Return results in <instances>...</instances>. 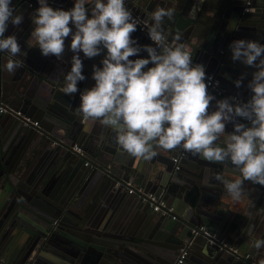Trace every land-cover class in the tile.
I'll return each mask as SVG.
<instances>
[{
    "label": "water",
    "instance_id": "obj_1",
    "mask_svg": "<svg viewBox=\"0 0 264 264\" xmlns=\"http://www.w3.org/2000/svg\"><path fill=\"white\" fill-rule=\"evenodd\" d=\"M246 1L125 0V4L148 24L157 6L174 8L173 20L165 18L163 24L167 42L180 36L192 49L193 63L216 74L224 92L208 90L217 100L234 94L246 102L251 92L242 90L254 69L231 59L230 44L238 39L260 43L255 29L262 26L259 20L264 23V0H250L244 10ZM12 3L14 15H22L23 23L32 21L39 6L37 0ZM48 3L68 10L74 0ZM206 18H211L210 31H203L201 21L205 24ZM23 23L19 28L9 24L5 33L15 34L27 55L17 57L23 63L9 74L4 69L8 54L0 52V97L2 104L39 120V126L25 127L16 117L0 113V264H172L178 249L189 241L184 264H260L264 248L256 250L246 243L264 238V186L245 181V196L234 202L215 176L228 172L234 179L238 172L228 163L207 161L182 148L157 149L158 168L143 169L147 161L128 156L103 136L105 126L77 112L80 94L95 84L92 66H102L106 50L91 59L79 54L85 80L68 96L63 86L71 68V37L65 40L61 60L44 57L37 47L29 48L33 29H23ZM132 35L140 45L152 43L138 26ZM136 58H147V53L129 59ZM241 77L237 88L233 82ZM53 94L59 95L58 102ZM214 108L215 101L209 111ZM232 130L228 124L226 133ZM223 140L218 141L221 146ZM74 143L85 155L72 151ZM180 155L176 163L174 158ZM109 163L111 168L106 169ZM146 176L144 185L140 180ZM130 179L133 193L125 185ZM138 188L161 196L176 218L152 211L150 203L138 196ZM257 214L261 219L253 222ZM201 226L227 246L211 241Z\"/></svg>",
    "mask_w": 264,
    "mask_h": 264
},
{
    "label": "clouds",
    "instance_id": "obj_2",
    "mask_svg": "<svg viewBox=\"0 0 264 264\" xmlns=\"http://www.w3.org/2000/svg\"><path fill=\"white\" fill-rule=\"evenodd\" d=\"M37 3L29 48L61 60L65 40L71 37L68 48L73 55L70 71L64 74V94L77 93L78 83L85 80L79 54L91 59L106 50L102 66H92L94 86L80 94L77 112L83 119L110 128L116 143L138 159L151 161L157 149L182 148L207 161L230 164L238 176L230 179L225 172L215 179L234 202L245 196V181L264 186V44L244 39L230 44L233 61L258 70L247 85L251 96L246 102L234 96L217 100L208 90L211 78L205 67L193 63L191 47L180 36L171 44L166 40L163 24L165 18L173 20L174 8H155L147 33L152 43L140 45L132 35L137 21L125 0H74L68 10L54 9L48 0ZM23 19L14 15L12 0H0V52L8 54L4 69L9 74L23 63L17 57L27 53L21 52L15 34L5 33L9 24L19 28ZM142 51L147 58L129 59ZM242 78L233 82L237 88ZM228 124L233 130L226 133ZM221 137L223 146L218 143ZM246 246L260 250L264 238H250Z\"/></svg>",
    "mask_w": 264,
    "mask_h": 264
},
{
    "label": "built area",
    "instance_id": "obj_3",
    "mask_svg": "<svg viewBox=\"0 0 264 264\" xmlns=\"http://www.w3.org/2000/svg\"><path fill=\"white\" fill-rule=\"evenodd\" d=\"M249 4H250V0H247L246 5L244 7V10H248ZM130 11L132 12L133 18L137 21V26L139 27V29L141 31H145L146 35H147L148 23L145 21H142L139 18V16L137 14H135L132 10H130ZM147 38L149 39L148 35H147ZM149 41H150V39H149ZM206 76L211 78L210 88L215 90L217 94L221 95L224 92V89H222L220 87L219 80H218L216 74L213 72H208V73H206ZM229 96L230 97L231 96L237 97L240 100V98L237 95L230 94ZM0 103H1V97H0ZM0 113L9 114V115L16 117L20 121V123L25 127L36 128L39 126V120L33 119L29 115H26L25 113H23L21 110L9 107L6 104L1 103ZM71 148H72V151H75L76 153H80L82 155H85V152L82 149L81 145L74 143L73 145H71ZM180 157H181V155L178 157H175L174 161L176 163H178ZM85 164H87V162H85ZM175 167L177 168V165ZM110 168H111V164L109 163L106 165V169H110ZM125 185H126V189H127L128 193H133L135 191V188H134V185H133L131 179L125 181ZM138 196L142 200L148 201L150 203L151 208L154 211H161L163 214H168V215L171 214L172 208L166 204L165 200L161 196H156L153 192H150V191L144 192L140 188H138ZM170 216L173 219L176 218L175 215H170ZM200 229L204 230L205 235H207L211 239V241H214L215 243L219 244V246L221 248L227 246V243L225 242V240L223 238H218L216 233H214V232L210 233V232L206 231L204 229V227H202V226L200 227ZM189 246H190V241L187 243H184L178 249L177 255H176L174 261L172 262V264H184V262L188 256V253H189Z\"/></svg>",
    "mask_w": 264,
    "mask_h": 264
},
{
    "label": "crops",
    "instance_id": "obj_4",
    "mask_svg": "<svg viewBox=\"0 0 264 264\" xmlns=\"http://www.w3.org/2000/svg\"><path fill=\"white\" fill-rule=\"evenodd\" d=\"M245 7V6H244ZM244 9V8H243ZM28 20V19H27ZM26 22V21H25ZM202 22V24L204 25H202L203 26V31L205 30V31H207V30H209L210 31V29H211V18H206V21H204L205 22V24L203 23V21H201ZM258 23H260L262 26H259V25H257L256 26V31L259 33V37L261 38L260 39V44H264V23L261 21V20H259L258 21ZM253 26H255L254 25V23H253ZM201 27V26H200ZM204 27H205V29H204ZM25 28V30L26 29H28V28H30V29H33L34 28V25L32 24V22L30 21H27V23H23V29ZM254 28V27H253ZM260 28V29H259ZM207 34V33H206ZM193 53V52H192ZM65 54V53H64ZM197 64V63H196ZM246 66V65H245ZM246 67H248V66H246ZM245 68V67H244ZM249 68H251V69H254V72L255 71H257L258 69H256V68H254V67H248V68H246V69H248L249 70ZM252 72V71H251ZM245 88H247L246 90H244ZM248 90V87H244L243 88V90H242V92H245L246 93V91ZM52 92V91H51ZM248 92V91H247ZM50 93V92H49ZM42 97V96H41ZM59 97V95H56V94H53V96H52V98H54V100H56L57 102H58V98ZM244 97H248V96H244ZM247 99H249V98H247ZM243 102H244V100H242ZM50 120H52L51 121V123L54 125V122H53V119H50ZM50 122L49 121H47V125L48 126H51V124H49ZM104 135L103 136H107V139L108 140H110L113 144H115L116 143V141H115V133L110 129V128H107V127H105L104 129ZM111 145L112 147H114L115 148V145ZM158 152V154L159 153H161V152H159V151H157ZM128 156H129V154H128ZM138 159V158H137ZM136 159V160H137ZM157 156L156 157H154V159H153V161H147L146 162V164L144 165V167H143V169H145L146 167L148 168L147 170H152V169H157L158 168V161H157ZM142 160V159H141ZM112 162V161H111ZM123 173V172H122ZM131 178H133L134 179V176H132L131 175ZM144 185H146V183H147V181H148V177L146 176L144 179H142V180H140ZM141 188L142 189H145V188H143L142 186H141ZM147 191H152V190H147ZM152 211H154L153 209H152ZM259 218L261 219V216H258V214L255 216V217H253V219H252V221L254 222V221H256V220H259ZM185 262H187L186 260H185ZM184 262V263H185Z\"/></svg>",
    "mask_w": 264,
    "mask_h": 264
},
{
    "label": "flooded vegetation",
    "instance_id": "obj_5",
    "mask_svg": "<svg viewBox=\"0 0 264 264\" xmlns=\"http://www.w3.org/2000/svg\"><path fill=\"white\" fill-rule=\"evenodd\" d=\"M45 258H46V257L44 256V258H43V259H45ZM43 259H42V260H43Z\"/></svg>",
    "mask_w": 264,
    "mask_h": 264
}]
</instances>
